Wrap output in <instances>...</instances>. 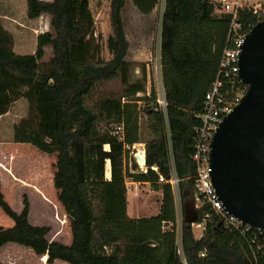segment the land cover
<instances>
[{"label":"trees","instance_id":"1","mask_svg":"<svg viewBox=\"0 0 264 264\" xmlns=\"http://www.w3.org/2000/svg\"><path fill=\"white\" fill-rule=\"evenodd\" d=\"M26 3L28 17L48 14L52 29L38 34L34 53L21 54L0 15V115L19 99L28 101V114L14 125V140L56 154L54 185L60 191L72 239L70 243L51 239L49 225L31 222L27 199L17 211L0 188V207L14 221L12 226H0V251L8 243H18L47 255L50 264L56 260L69 264H264L262 234L219 225L223 215L210 204L195 206L193 154L205 96L220 72L222 91L229 98L247 90L238 75L227 77L230 70L222 66L231 44L232 15L221 11L219 0H165L160 56L168 126L155 87L147 93L144 79H131L123 22L126 0H117L112 9L117 51L106 61L73 58L72 39L83 37L85 29L76 23L71 0ZM261 20L263 15L246 8L240 11L238 23L247 33ZM48 46L52 55L44 60ZM117 78L123 89L103 90ZM118 125L124 127L120 133H116ZM168 140L183 202L181 251L173 188L170 183H158L161 174L169 177ZM142 142L148 171H138L133 163L131 173L130 148ZM128 178L162 189L157 214L129 215ZM204 219L206 229L200 238L194 223Z\"/></svg>","mask_w":264,"mask_h":264},{"label":"rangeland","instance_id":"2","mask_svg":"<svg viewBox=\"0 0 264 264\" xmlns=\"http://www.w3.org/2000/svg\"><path fill=\"white\" fill-rule=\"evenodd\" d=\"M116 2L117 0H71V12L76 23L85 29L83 37L72 39V56L75 60L106 61L115 55L117 40L111 14ZM164 5L165 0H126L123 11L125 32L129 40L126 59L131 62V79H144L147 83V93H150L152 87H155L157 93L164 92L160 56ZM0 15L4 26L13 32L17 41L15 49L21 54L34 53L37 48L36 34L52 29L50 15L44 14L37 19L28 17L26 0H0ZM51 55L52 49L48 46L43 59L48 60ZM123 87L121 80L117 78L107 82L103 90L119 91ZM27 114L28 101L22 98L17 100L7 113L0 115V188L7 201L17 211L24 208V199H27L31 222L49 225L51 239L70 243L72 236L67 214L59 198L60 191L54 185L56 154H48L30 143L14 140V125ZM133 163L129 159V168ZM129 170L131 172V169ZM109 172L110 166L107 170L108 177ZM129 181H132L131 178H128L127 182L129 207L142 216L157 214L163 194L161 188H156L151 183L135 184ZM176 203V233L181 251L184 220L181 196L176 195ZM13 224V219L0 207V226L9 227ZM198 229L194 223L197 233ZM0 258L3 264H50L47 255H38L32 248L14 242L2 247ZM53 264L69 263L56 260Z\"/></svg>","mask_w":264,"mask_h":264},{"label":"water","instance_id":"3","mask_svg":"<svg viewBox=\"0 0 264 264\" xmlns=\"http://www.w3.org/2000/svg\"><path fill=\"white\" fill-rule=\"evenodd\" d=\"M238 76L247 90L214 133L212 184L229 214L264 230V20L244 38Z\"/></svg>","mask_w":264,"mask_h":264},{"label":"built area","instance_id":"4","mask_svg":"<svg viewBox=\"0 0 264 264\" xmlns=\"http://www.w3.org/2000/svg\"><path fill=\"white\" fill-rule=\"evenodd\" d=\"M221 4V11L232 15V22L230 28V40L231 44L224 52L222 59V66L228 68L230 71L226 72V76L233 78L238 75L239 72V54L241 46L244 42L246 34L243 33L241 25L238 23L239 13L246 8H252L255 13L264 16V0L252 2L250 0H219ZM222 72L214 83L213 87L206 94L204 103L202 106V112L200 114L201 126L197 129L198 137L193 154V160L197 165V182H196V208H201L205 204H210L213 209L223 215L224 223L230 225L236 229H241L242 232L256 229L260 234L264 236V230L250 225L244 224L242 221L229 214L224 209L223 201L220 199L212 184V166H211V143L216 129L223 121L225 115L230 112L234 106L240 101V98L244 93H238L235 96L228 97L229 93H224L222 88L224 82L221 80ZM239 77V76H238ZM157 101L159 107L162 108L166 115V125L168 126L169 120L167 116V100L165 93H158ZM123 125H118L116 133L123 131ZM140 144V143H138ZM138 144L132 145L130 148L131 163L137 164L138 168L142 172H147L149 166L146 159V147L144 144L142 149L138 147ZM168 164H169V177L165 175L159 176V182L170 183L175 197L181 196L180 193V178L177 174L174 150L171 141L168 140ZM153 168L156 169L155 166ZM198 226V236L201 238L204 236L206 229L205 219L202 222L195 223ZM187 264V263H186Z\"/></svg>","mask_w":264,"mask_h":264},{"label":"crops","instance_id":"5","mask_svg":"<svg viewBox=\"0 0 264 264\" xmlns=\"http://www.w3.org/2000/svg\"><path fill=\"white\" fill-rule=\"evenodd\" d=\"M37 19V18H36ZM37 36H38V34H36V39H37ZM17 41H15V46H16V43ZM141 144H144V143H140V144H138V147H140V149H142L143 148V146L141 145ZM145 145V144H144ZM146 147V146H145ZM133 165V164H132ZM130 169H131V171H133V168H132V166H130ZM132 180V179H131ZM129 182H132V183H139V184H143L144 182H138V181H134V180H132V181H129ZM145 183H149V182H145ZM134 184V185H135ZM139 184H137V185H139ZM161 191H162V189H161ZM134 194V193H133ZM161 201H162V197H161ZM128 213H129V215L131 216V217H134V218H136V217H141L142 215L141 214H139V213H137V212H135V211H133V209H131L130 207H129V204H128Z\"/></svg>","mask_w":264,"mask_h":264},{"label":"bare ground","instance_id":"6","mask_svg":"<svg viewBox=\"0 0 264 264\" xmlns=\"http://www.w3.org/2000/svg\"><path fill=\"white\" fill-rule=\"evenodd\" d=\"M109 174H110V172H109Z\"/></svg>","mask_w":264,"mask_h":264}]
</instances>
